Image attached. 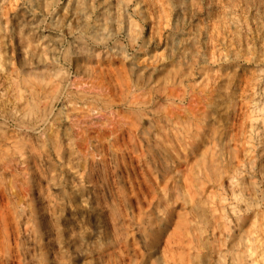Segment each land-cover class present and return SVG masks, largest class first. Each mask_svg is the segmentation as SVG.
Here are the masks:
<instances>
[{
  "label": "rangeland",
  "instance_id": "rangeland-1",
  "mask_svg": "<svg viewBox=\"0 0 264 264\" xmlns=\"http://www.w3.org/2000/svg\"><path fill=\"white\" fill-rule=\"evenodd\" d=\"M231 263L264 264V0H0V264Z\"/></svg>",
  "mask_w": 264,
  "mask_h": 264
},
{
  "label": "bare ground",
  "instance_id": "bare-ground-1",
  "mask_svg": "<svg viewBox=\"0 0 264 264\" xmlns=\"http://www.w3.org/2000/svg\"><path fill=\"white\" fill-rule=\"evenodd\" d=\"M81 1H82V0H81ZM30 2H31V1H30ZM41 2H42V1H41ZM80 3H81V2H80ZM83 4H84V3H83ZM31 5H32V4H31ZM36 5H37V4H36ZM39 5H42V3L39 4ZM39 5H38V6H39ZM78 5H79V4H78ZM80 5H82V4H80ZM33 6H34V3H33ZM82 6H83V5H82ZM34 7H35V6H34ZM87 7H88V6H87ZM30 8H31V7H30ZM79 8H80V7H79ZM85 8H86V6H85ZM85 8H84V9H85ZM34 9H35V8H34ZM93 9H95V8H93ZM116 9H117V8H116ZM77 10H79V9H77ZM35 11H36V10H35ZM81 11H82V10H81ZM83 11H84V10H83ZM86 11H87V10H86ZM86 11H85V12H86ZM95 11H96V10H95ZM78 12H80V11H78ZM30 13H31V12H30ZM80 13H81V12H80ZM95 13H96V12H95ZM62 14H63V13H62ZM83 14H84V13H83ZM85 14H86V13H85ZM96 14H97V13H96ZM101 14H102V13H101ZM105 14H106V13H105ZM32 15H33V14H32ZM76 15H77V14H76ZM88 15H89V14H88ZM94 15H95V14H94ZM34 16H35V15H34ZM80 16H81V15H80ZM80 16H79V17H80ZM41 17H42V16H41ZM79 17H78V18H79ZM83 18H84V16H83ZM61 19H62V18H61ZM61 26H62V25H61ZM62 27H63V26H62ZM79 27H80V26H79ZM65 28H66V26H65ZM70 28H71V27H70ZM92 28H93V27H92ZM96 28H98V27H96ZM60 29H61V28H60ZM67 29H68V28H67ZM70 30H72V28H71ZM70 30H69V31H70ZM90 30H91V29H90ZM90 30H89V31H90ZM94 30H95V29H94ZM69 31H68V32H69ZM95 31H96V30H95ZM73 32H74V31H73ZM91 32H92V31H91ZM74 33H75V32H74ZM92 33H93V32H92ZM95 33H96V32H95ZM89 36H90V34H89ZM96 38H97V37H96ZM98 38H100V37H98ZM92 39H93V38H92ZM94 40H95V39H94ZM101 40H102V39H100V41H101ZM77 47H78V46H77ZM177 84H178V83H177ZM174 93H175V92H174ZM156 101H157V100H156ZM151 103H152V102H151ZM177 106H178V105H177ZM185 108H186V107H185ZM189 109H190V108H189ZM165 110H166V109H165ZM194 111H195V110H194ZM199 111H200V110H199ZM199 111H198V112H199ZM178 112H179V111H178ZM237 112H238V111H237ZM146 113H147V112H146ZM180 113L182 114V112H180ZM183 114H184V113H183ZM183 114H182V115H183ZM141 115H142V114H141ZM155 115H156V114H155ZM195 115H196V114H195ZM195 115H194V116H195ZM194 116H193V117H194ZM191 117H192V116H191ZM195 117H196V116H195ZM158 118H159V117H158ZM149 120H150V119H149ZM183 120H184V119H183ZM133 121H134V120H133ZM151 121H152V120H151ZM151 121H150V122H151ZM153 121H154V120H153ZM203 122H204V121H203ZM133 123H134V122H133ZM131 124H132V123H131ZM148 124H149V123H148ZM150 124H151V123H150ZM151 125H152V124H151ZM197 126H198V125H197ZM194 127H195V126H194ZM130 128H131V127H130ZM149 128H150V127H149ZM178 128H179V127H178ZM148 130H149V129H148ZM155 130H156V129H155ZM157 131H158V130H157ZM149 132H150V131H149ZM166 133H167V131H166ZM145 134H146V133H145ZM166 135H167V134H166ZM158 138H159V137H158ZM136 139H137V138H136ZM170 152H171V151H170ZM181 154H182V153H181ZM166 156H167V155H166ZM137 157H138V156H137ZM135 161H136V160H135ZM221 163H222V162H221ZM172 164H173V163H172ZM242 164H243V163H242ZM185 174H186V173H185ZM205 175H206V174H205ZM156 176H157V175H156ZM219 176H220V175H219ZM178 179H179V178H178ZM175 180H176V179H175ZM184 180H185V179H184ZM186 180H187V179H186ZM185 185H186V184H185ZM161 189H162V188H161ZM188 190H189V189H188ZM141 191H142V190H141ZM152 191H153V190H152ZM157 193H158V192H157ZM203 193H204V192H203ZM210 193H211V192H210ZM166 195H167V194H166ZM208 195H209V194H208ZM189 196H190V195H189ZM192 200H193V199H192ZM192 200H191V201H192ZM194 200H195V199H194ZM174 202H175V201H174ZM200 202H201V201H200ZM193 203H194V202H193ZM249 204H250V203H249ZM192 205H193V204H192ZM194 205H195V204H194ZM196 207H197V206H196ZM198 207H199V206H198ZM198 207H197V208H198ZM187 208H188V207H187ZM185 209H186V208H185ZM194 209H195V208H194ZM197 211H202V210H197ZM184 212H185V210H184ZM192 212H193V210H192ZM203 212H205V210H204ZM249 212H250V211H249ZM161 213H162V212H161ZM188 213H189V212H188ZM194 213H195V212H194ZM196 213H197V212H196ZM151 214H152V213H151ZM178 214H179V213H178ZM180 214H181V212H180ZM200 214H201V213H200ZM200 214H199V216H200ZM202 215H203V214H202ZM182 216H183V215H182ZM186 216H187V215H186ZM190 216H191V215H190ZM199 216H198V214H197V218H198ZM164 217H165V216H164ZM192 217H193V216H192ZM192 217H191V218H192ZM200 217H201V216H200ZM206 217H207V216H206ZM189 218H190V217H189ZM189 218H188V219H189ZM203 218H205V217H203ZM186 219H187V217H186ZM194 219H195V218H194ZM198 219H199V218H198ZM161 220H162V219H161ZM161 220H160V222H161ZM203 220H204V219H203ZM241 220H242V218H241ZM184 221H185V219H184ZM193 221H194V220H193ZM205 221H206V220H205ZM189 222H190V221H189ZM208 222H209V221H208ZM187 223H188V222H186L185 225H188ZM201 223H202V222H201ZM181 224L184 225V223H181ZM193 224H194V223H193ZM203 224H204V223H203ZM205 224H206V223H205ZM208 224H209V223H208ZM165 225H166V224H165ZM183 225H181V226H183ZM159 226H160V225H159ZM188 226H189V225H188ZM161 227H162V226H161ZM185 227H187V226H185ZM158 228H159V227H158ZM158 228H157V229H158ZM183 228H184V227H183ZM188 228H189V227H188ZM157 229L155 230L154 233H156ZM180 229H181V228H179V230H180ZM186 229H187V228H186ZM158 230H160V229H158ZM175 230H177V229H175ZM179 230H177V231H179ZM229 230H231V229H229ZM153 231H154V230H153ZM153 231H152V232H153ZM185 231H186V230H185ZM219 231H220V230H219ZM162 232H163V231H162ZM186 232H187V231H186ZM189 232H190V231H189ZM192 232H193V231H192ZM157 233H158V232H157ZM169 233H170V234H173V232H171V231H170ZM178 233H179V232H178ZM178 233H177V234H178ZM184 233H185V232H184ZM187 233H188V232H187ZM187 233H186V234H187ZM170 234H169V235H170ZM190 234H191V233H190ZM225 234H226V233H225ZM225 234H224V235H225ZM254 234H255V233H254ZM149 235H152V234H149ZM188 235H189V234H188ZM191 235H194V234H191ZM212 235H213V234H212ZM229 235H230V233H229ZM239 235H240V234H239ZM239 235H238V236H239ZM154 236H156V235H154ZM154 236H152V237H154ZM157 236H158V235H157ZM159 236H160V235H159ZM171 236H172V235H171ZM214 236H215V235H214ZM220 236H222V235H220ZM173 237H174V236H173ZM177 237H181V236H178V235H177ZM185 237H186V235H185ZM200 237H201V236H200ZM215 237H216V236H215ZM229 237H230V236H229ZM233 237H235V236H233ZM166 238H168V236H167ZM181 238H182V237H181ZM183 238H184V237H183ZM183 238H182V239H183ZM191 238L194 239L193 236H192ZM201 238H202V237H201ZM207 238H209V237H207ZM223 238H224V237H223ZM147 239H148V238H146V240H147ZM151 239H153V238H151ZM158 239H159V238H158ZM177 239H178V238H177ZM195 239H196V238H195ZM218 239H219V238H218ZM229 239H230V238H229ZM231 239L233 240V238H231ZM237 239H238V238H237ZM153 240H154V239H153ZM156 240H157V238H156ZM156 240H155V241H156ZM165 240H166V239H165ZM184 240H185V239H184ZM186 240H187V239H186ZM215 240H216V239H215ZM168 241H169V240H168ZM171 241H172V240H171ZM187 241H188V240H187ZM211 241H212V240H211ZM172 242H174V241H172ZM190 242H191V241H190ZM190 242H189V243H190ZM199 242H200V241H198V243H199ZM204 242H207V241H204ZM216 242H217V241H216ZM233 242H234V241H233ZM169 243H170V242H169ZM174 243L176 244V242H174ZM192 243H193V242H192ZM218 243H219V242H218ZM235 243H236V242H235ZM237 243H238V242H237ZM239 243H240V242H239ZM150 244H151V243H150ZM166 244H168V242H167ZM166 244H165V245H166ZM179 244H180V242H179ZM179 244H177V245H179ZM199 244H200V243H199ZM199 244H198V245H199ZM205 244H206V243H205ZM212 244H213V243H212ZM224 244H225V243H224ZM154 245H155V244H154ZM184 245H185V244H184ZM200 245H201V244H200ZM155 246H156V245H155ZM155 246H154V247H155ZM190 246H191V245H190ZM192 246H193V244H192ZM196 246H197V244H196ZM204 246H205V245H204ZM206 246H207V245H206ZM208 246H210V245L208 244ZM157 247H158V246H157ZM170 247H171V243H170ZM173 247H174V246H173ZM212 247H213V246H212ZM212 247H210V248H212ZM151 248H152V247H151ZM168 248H169V247H168ZM181 248H182V247H181ZM200 248H201V246H200ZM200 248H199V249H200ZM170 249H171V248H170ZM170 249H169V250H170ZM197 249H198V248H197ZM218 249H219V248H218ZM157 250H158V249H157ZM185 250L187 251V249H185ZM151 251H152V250H151ZM151 251H149V252H151ZM216 251H217V250H216ZM197 252H199V251H197ZM204 252H205V251H204ZM224 252H225V251H224ZM181 253H182V251H181ZM184 253H185V252H184ZM184 253H183V254H184ZM187 253H188V252H187ZM187 253H185V254H187ZM149 254H150V253H149ZM183 254H182V255H183ZM188 254H189V253H188ZM193 254H194V253H193ZM210 254H211V253H210ZM210 254H209V257H210ZM167 255H168V254H167ZM189 255H190V254H189ZM184 256H185V255H184ZM197 256H200V255H197ZM211 256H212V255H211ZM213 256H214V255H213ZM222 256H223V255H222ZM166 257H168V256H165V258H166ZM195 257H196V256H195ZM205 257H206V256H205ZM217 257H218V256H217ZM182 258H183V257H182ZM185 258H186V257H185ZM185 258H184V259H185ZM197 258H198V257H197ZM202 258H203V257H202ZM166 259H167V258H166ZM211 259H212V257H211ZM214 260H215V259H214ZM218 260H219V259H218ZM235 260H236V259H235ZM166 261L168 262V260H166ZM197 261H199V260H197ZM200 261H201V260H200ZM210 261H211V260H210ZM215 261H216V260H215ZM203 262L205 263V262H209V261H208L207 258H206V260L203 261ZM213 262H214V261H213ZM216 262H217V261H216ZM174 263H175V261H174ZM218 263H219V262H218ZM232 263H233V262H232ZM232 263H231V264H232ZM237 263H238V261H237ZM253 263H254V262H253ZM234 264H235V263H234Z\"/></svg>",
  "mask_w": 264,
  "mask_h": 264
}]
</instances>
